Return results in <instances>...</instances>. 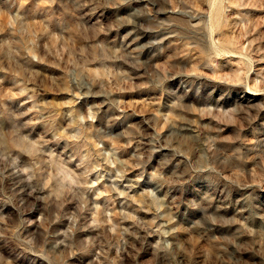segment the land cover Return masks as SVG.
I'll use <instances>...</instances> for the list:
<instances>
[{"label":"rangeland","instance_id":"rangeland-1","mask_svg":"<svg viewBox=\"0 0 264 264\" xmlns=\"http://www.w3.org/2000/svg\"><path fill=\"white\" fill-rule=\"evenodd\" d=\"M0 264H264V0H0Z\"/></svg>","mask_w":264,"mask_h":264}]
</instances>
